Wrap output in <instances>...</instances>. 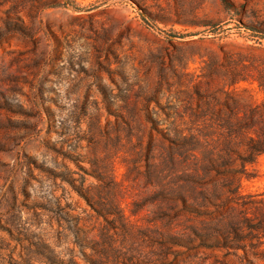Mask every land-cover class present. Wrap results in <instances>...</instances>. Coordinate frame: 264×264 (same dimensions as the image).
I'll list each match as a JSON object with an SVG mask.
<instances>
[{
	"label": "rangeland",
	"instance_id": "1",
	"mask_svg": "<svg viewBox=\"0 0 264 264\" xmlns=\"http://www.w3.org/2000/svg\"><path fill=\"white\" fill-rule=\"evenodd\" d=\"M0 264H264V0H0Z\"/></svg>",
	"mask_w": 264,
	"mask_h": 264
},
{
	"label": "trees",
	"instance_id": "2",
	"mask_svg": "<svg viewBox=\"0 0 264 264\" xmlns=\"http://www.w3.org/2000/svg\"><path fill=\"white\" fill-rule=\"evenodd\" d=\"M254 150L258 151V152H261V148L258 147V148H254Z\"/></svg>",
	"mask_w": 264,
	"mask_h": 264
}]
</instances>
